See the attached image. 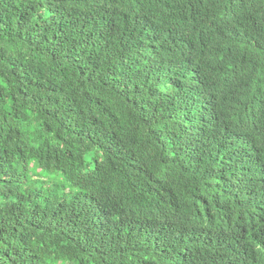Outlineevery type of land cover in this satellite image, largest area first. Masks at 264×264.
Returning <instances> with one entry per match:
<instances>
[{"label":"trees","instance_id":"16d2710c","mask_svg":"<svg viewBox=\"0 0 264 264\" xmlns=\"http://www.w3.org/2000/svg\"><path fill=\"white\" fill-rule=\"evenodd\" d=\"M0 264H264V0H0Z\"/></svg>","mask_w":264,"mask_h":264}]
</instances>
